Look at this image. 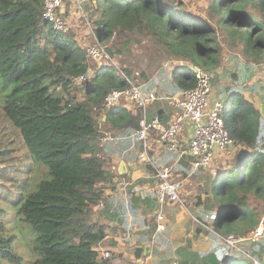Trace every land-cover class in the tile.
<instances>
[{"label": "trees", "instance_id": "obj_1", "mask_svg": "<svg viewBox=\"0 0 264 264\" xmlns=\"http://www.w3.org/2000/svg\"><path fill=\"white\" fill-rule=\"evenodd\" d=\"M95 2L85 1L84 8L98 41L118 35L145 47L153 64L140 69L136 79L151 77L164 55L174 64L171 92L195 86L191 67L217 76L224 70V54L237 59L239 53L247 62H259L264 55V0H210L208 18L193 16L182 2L170 0ZM42 9L43 0H0V105L31 159L45 167L32 187L31 180H15L7 190L9 209L0 206V264H24L15 250L12 223L4 221L7 211L15 224L30 226L34 234L29 247L37 257L28 264H106L95 250L105 231L94 222L91 209L103 198V186L97 184L113 177L95 160L99 131L94 117L109 91L128 84L110 66L95 68L92 77L76 83L90 64L73 34L81 31L54 29ZM80 90L84 97L77 99ZM222 90L221 117L237 151L206 177L207 195L198 202L215 215L214 231L243 237L264 216V113L244 97V87ZM105 113V121L114 126L138 124V116L125 107ZM174 159L172 155L169 161ZM181 166L174 167L180 178L191 170L188 163ZM208 233L215 243L198 254V264H252ZM246 243L241 248L261 260L264 235Z\"/></svg>", "mask_w": 264, "mask_h": 264}, {"label": "crops", "instance_id": "obj_2", "mask_svg": "<svg viewBox=\"0 0 264 264\" xmlns=\"http://www.w3.org/2000/svg\"><path fill=\"white\" fill-rule=\"evenodd\" d=\"M170 1L173 4L182 2ZM236 55L237 59H228V54H224V70L212 79L211 98L222 100L226 96L223 87H244V97L261 112L264 105V55L259 62H247L239 53ZM134 74H139V71ZM152 76L136 81L141 84L149 83ZM159 78L158 82L149 83L156 87L158 99L150 104L147 112L150 116L158 115L163 123H168L176 110L167 97L176 92H171V82L166 81L164 77ZM125 109L133 115H139L135 108ZM105 119V109L96 110L94 121L99 131V151L95 160L102 162L104 169L113 177L112 181L102 184L103 208L98 209L95 206L91 209L94 222L101 224L105 231V237L99 247L110 254L106 260L99 255L98 260L106 264H198V254L215 243V238L207 230L204 231L196 221L209 215V212L199 205L198 197L203 201L207 195L206 177L213 174L211 169L215 170L230 160L237 148L232 147L228 155L215 159L210 170L196 171L193 174L189 172L180 178L174 167L184 163L190 166L191 157L184 156L179 162L175 159L169 161L173 154L151 138V155L162 163L171 164L175 177L183 182L181 194L187 205L184 208L174 203H166L159 219L152 168L138 160L142 147L136 136L139 128L136 120L127 125L119 123L114 126ZM184 127L178 139L181 145L187 144L192 134L190 123H185ZM180 168L184 169L185 166ZM120 177L126 182L121 183ZM261 262L264 264V255Z\"/></svg>", "mask_w": 264, "mask_h": 264}, {"label": "built area", "instance_id": "obj_3", "mask_svg": "<svg viewBox=\"0 0 264 264\" xmlns=\"http://www.w3.org/2000/svg\"><path fill=\"white\" fill-rule=\"evenodd\" d=\"M73 12L77 23L70 14H67L63 7L62 0H43L42 17L51 26L62 32H69L73 28L85 29L84 33L93 39L92 44L86 45V55L89 62L94 63L96 68L110 66L114 73L127 81V86L122 89H113L103 98V108L112 107L135 108L138 111V130L136 133L138 141L141 143L142 151L138 160L147 163L152 168V177L156 182L154 195L158 204L157 217L161 219L162 209L166 203H174L186 208V203L182 197L183 182L177 179L173 173L170 163H162L158 158L151 155L150 139L165 147V149L175 156V161L179 162L184 156L191 157L190 174L201 170H210L215 159L228 154L234 146L233 139L229 136L224 121L221 117L223 103L219 100H212V84L214 72H206L197 68L194 73L196 84L190 90H180L174 95L167 97L175 108L176 112L168 121L163 123L158 115H149L148 106L158 99L157 89L151 86L150 81L156 83L159 77H164L166 81L172 82L174 67L172 62H164L149 83H138L129 78L119 63L115 61L109 49L96 38L94 23L89 14L85 11L84 3L95 4V0H72ZM70 15V16H69ZM95 70V69H94ZM94 70L89 65L85 74L76 78V83H82L93 76ZM164 98V96H162ZM185 123H190L192 127L191 138L187 144L181 145L178 141L183 133ZM213 174L216 169H211ZM121 183L126 181L121 178ZM97 184V187L101 186ZM98 209L103 208V198L96 205ZM215 219L214 214L206 215L203 220H196L200 226L214 234L218 241L225 244L231 251L239 252L246 256L252 264H262L261 260L249 255L240 244L246 240L256 241L264 235V217H262L257 227L246 236H236L229 234L222 235L211 226ZM97 258L102 255V259H108V251H102L99 244L95 247Z\"/></svg>", "mask_w": 264, "mask_h": 264}, {"label": "rangeland", "instance_id": "obj_4", "mask_svg": "<svg viewBox=\"0 0 264 264\" xmlns=\"http://www.w3.org/2000/svg\"><path fill=\"white\" fill-rule=\"evenodd\" d=\"M66 1L70 2L67 11L73 17V20L77 23L78 19L76 18L73 12V5L75 4H73L74 2L72 0H62L64 9H66L68 5V3L66 4ZM209 1L210 0H182V4L184 5V8L189 14L200 18H208ZM94 17L98 18V15H94ZM78 30L81 32L73 34L76 35L81 47L85 48L86 45L93 43V39L91 40L89 36H84V34L82 33L85 32V29L78 28ZM102 44L108 49H110L109 51L113 55L115 61L118 62L120 67L124 70L125 74L135 81V71H139L144 67L146 68V65L149 63L153 64V61H151L144 54L143 49L146 48H143L142 45L138 46L133 44L127 37L113 35V37H111L108 42H104ZM166 61L170 60H167L163 55L161 62L157 65L156 69L154 70L155 72L153 71L154 75L159 69V67ZM89 65L93 70L96 68V65L94 63L90 62ZM171 65L174 66L173 63H171ZM77 85L80 86L79 84ZM83 97L84 95L81 90L76 93L77 99H82ZM224 98L225 96L223 97V99ZM217 159L221 158L218 157ZM41 166L35 164L34 161L31 159L23 144L18 129L15 128L7 120L0 105V206L9 209L8 203L10 202V200L9 197L5 195L7 193L8 188H10V185L16 184V182H14L15 180L23 183H27V181L29 182V180H31L33 181L31 187L34 185L35 182H38L41 176L45 175V167ZM7 212V217L4 221L12 223L11 227L16 235L15 250L24 259V264H28L37 257V254L32 252L29 247L30 241L33 238L34 234L32 235V233L30 232V226H28V228L25 224H15V219L12 216V212Z\"/></svg>", "mask_w": 264, "mask_h": 264}, {"label": "water", "instance_id": "obj_5", "mask_svg": "<svg viewBox=\"0 0 264 264\" xmlns=\"http://www.w3.org/2000/svg\"><path fill=\"white\" fill-rule=\"evenodd\" d=\"M191 70L195 73L197 71V68L191 67ZM263 111H264V105H262V107H261V113H263Z\"/></svg>", "mask_w": 264, "mask_h": 264}]
</instances>
